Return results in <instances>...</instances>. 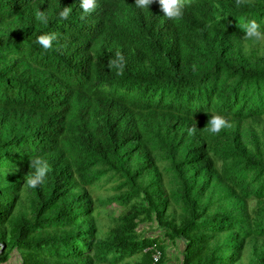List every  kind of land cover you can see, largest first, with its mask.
Returning <instances> with one entry per match:
<instances>
[{
  "label": "trees",
  "instance_id": "1",
  "mask_svg": "<svg viewBox=\"0 0 264 264\" xmlns=\"http://www.w3.org/2000/svg\"><path fill=\"white\" fill-rule=\"evenodd\" d=\"M97 4L0 0V263L166 264L179 240L181 264H264V45L246 51L240 28L264 32V0H191L179 21ZM214 114L231 125L218 135ZM36 157L50 171L28 189ZM114 203L103 236L95 209Z\"/></svg>",
  "mask_w": 264,
  "mask_h": 264
},
{
  "label": "clouds",
  "instance_id": "2",
  "mask_svg": "<svg viewBox=\"0 0 264 264\" xmlns=\"http://www.w3.org/2000/svg\"><path fill=\"white\" fill-rule=\"evenodd\" d=\"M154 2L159 5L165 18L172 21H179L183 17L185 7L190 5L191 0H134L135 5L139 8H149ZM248 2H250V0H236L238 6ZM80 7L85 14H90L98 7L97 0H80ZM70 13L71 8L64 7L59 12V17L61 20H66ZM35 15L37 20L44 24L48 23V18L44 12L38 10ZM240 28L244 32L242 39L245 41L246 51L250 50L251 46L264 44V32L261 31L260 25L255 20L242 23ZM55 39V34H43L36 38V43L45 50H49L52 48ZM124 66V58L119 53L115 59L108 62V67L110 69L115 68L117 75H123ZM230 126V122L223 115L214 114L208 119L207 131L213 135H218L224 128ZM196 130V125L188 129L189 134H195ZM29 166L34 169V174L26 179L25 185L28 189H35L44 183L50 171V166L46 160L40 157L32 159L29 162Z\"/></svg>",
  "mask_w": 264,
  "mask_h": 264
},
{
  "label": "rangeland",
  "instance_id": "3",
  "mask_svg": "<svg viewBox=\"0 0 264 264\" xmlns=\"http://www.w3.org/2000/svg\"><path fill=\"white\" fill-rule=\"evenodd\" d=\"M261 45V44H260ZM264 45V44H263ZM112 185L111 182L104 183L101 188H97L96 195L104 196L109 195L112 193V189L109 187ZM105 197V196H104ZM253 203V200L251 201V204ZM122 207H120L117 204H110L107 206H96L95 212H100L99 216L97 217V221L100 225V234L105 235V231L107 230V227L111 226V221L108 215H117L121 212ZM139 230H141L142 233H144L146 236H156L161 234V231L154 227V225L142 223L138 227ZM108 231V230H107ZM165 244V250L167 251L166 254V264H181L182 259V249H183V242L177 241L175 243H170L168 241L164 242ZM12 258L10 259L11 264H18V256L16 253H11ZM132 259H128V261H131ZM247 259H245V255L242 257L241 264H246ZM121 264V263H120Z\"/></svg>",
  "mask_w": 264,
  "mask_h": 264
},
{
  "label": "built area",
  "instance_id": "4",
  "mask_svg": "<svg viewBox=\"0 0 264 264\" xmlns=\"http://www.w3.org/2000/svg\"><path fill=\"white\" fill-rule=\"evenodd\" d=\"M151 249L153 250V253H152L153 261L157 262L161 257V251L159 249L155 248V245H153L151 247Z\"/></svg>",
  "mask_w": 264,
  "mask_h": 264
},
{
  "label": "crops",
  "instance_id": "5",
  "mask_svg": "<svg viewBox=\"0 0 264 264\" xmlns=\"http://www.w3.org/2000/svg\"><path fill=\"white\" fill-rule=\"evenodd\" d=\"M1 247H2V245L0 244V252H1V250H2ZM12 252H13V253H16L15 250H12ZM12 252H11V253H12ZM11 253H10V257H9V259L7 260V262H3V263H0V264H11V263H10V259L12 258V254H11ZM18 260H19V257H18Z\"/></svg>",
  "mask_w": 264,
  "mask_h": 264
},
{
  "label": "water",
  "instance_id": "6",
  "mask_svg": "<svg viewBox=\"0 0 264 264\" xmlns=\"http://www.w3.org/2000/svg\"><path fill=\"white\" fill-rule=\"evenodd\" d=\"M2 248V247H1Z\"/></svg>",
  "mask_w": 264,
  "mask_h": 264
}]
</instances>
